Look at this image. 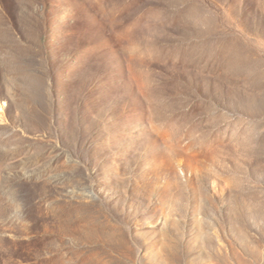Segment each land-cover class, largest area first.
<instances>
[{
	"label": "rangeland",
	"instance_id": "obj_1",
	"mask_svg": "<svg viewBox=\"0 0 264 264\" xmlns=\"http://www.w3.org/2000/svg\"><path fill=\"white\" fill-rule=\"evenodd\" d=\"M0 264H264V0H0Z\"/></svg>",
	"mask_w": 264,
	"mask_h": 264
}]
</instances>
